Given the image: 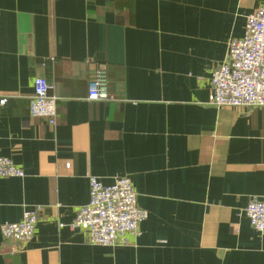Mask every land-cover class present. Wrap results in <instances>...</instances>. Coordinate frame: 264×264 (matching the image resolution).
I'll return each instance as SVG.
<instances>
[{"label":"crops","instance_id":"crops-1","mask_svg":"<svg viewBox=\"0 0 264 264\" xmlns=\"http://www.w3.org/2000/svg\"><path fill=\"white\" fill-rule=\"evenodd\" d=\"M264 0H0V227L42 207L19 252L0 231V264H264L246 216L264 200V107L217 108L210 84ZM99 64L112 102L88 101ZM51 84L57 125L30 116L34 80ZM132 180L148 212L127 247L69 225L90 178ZM63 224L64 227H60Z\"/></svg>","mask_w":264,"mask_h":264},{"label":"built area","instance_id":"built-area-1","mask_svg":"<svg viewBox=\"0 0 264 264\" xmlns=\"http://www.w3.org/2000/svg\"><path fill=\"white\" fill-rule=\"evenodd\" d=\"M210 84L214 107L254 109L264 107V6L247 17L245 35L229 43L226 62L215 67ZM51 84L43 77L34 80V94L30 99V116L43 118L50 126L57 125V101L50 94ZM88 101L112 102L109 91V72L99 64L89 82ZM9 99H0V108ZM23 169L11 159L0 157V178H24ZM42 207L27 209L16 223L1 225L3 239L13 245L14 252L21 251L35 236ZM251 227L264 235V200L252 199L246 208ZM148 212L138 206L137 193L128 177H119L105 186L97 177L90 178L89 201L78 209L71 225L72 231H83L88 243L101 247H127L130 237L140 235V226ZM60 227H64L60 224Z\"/></svg>","mask_w":264,"mask_h":264}]
</instances>
